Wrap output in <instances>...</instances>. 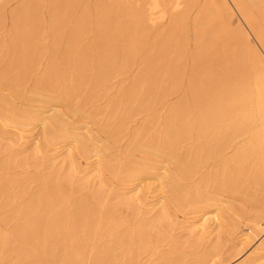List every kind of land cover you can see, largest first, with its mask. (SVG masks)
<instances>
[{
	"label": "bare ground",
	"instance_id": "1",
	"mask_svg": "<svg viewBox=\"0 0 264 264\" xmlns=\"http://www.w3.org/2000/svg\"><path fill=\"white\" fill-rule=\"evenodd\" d=\"M14 1L0 0V81L11 97L31 82L40 101L70 112L108 99L87 118L107 114L113 143L129 136L177 171L162 178L157 213L147 184L130 196L146 163L99 162L94 186L76 154L62 172L41 171L50 146L67 140L57 123H69L43 117L30 156L23 140L43 113L15 114L0 90V264H221L250 247L236 264H264V0H17L9 11ZM221 192L254 206L225 208ZM210 206L201 232L181 221Z\"/></svg>",
	"mask_w": 264,
	"mask_h": 264
},
{
	"label": "rangeland",
	"instance_id": "2",
	"mask_svg": "<svg viewBox=\"0 0 264 264\" xmlns=\"http://www.w3.org/2000/svg\"><path fill=\"white\" fill-rule=\"evenodd\" d=\"M85 3H91V6L94 5V1L95 0H83ZM18 3L17 0H15L13 3L11 2V5L9 4V7H8V10L11 11V9L15 8V5L18 6ZM14 4V5H13ZM12 6V7H10ZM16 6V7H17ZM45 16H47V13L45 11ZM167 21V22H166ZM236 21H237V17H236ZM168 24V18H165L163 20V22L159 25L156 26V28H158V30L162 27H166ZM10 28V27H9ZM10 30V29H9ZM156 30V31H158ZM255 43V41H253ZM44 61H47V56H45V59ZM2 81H0V90H4V94L7 95L8 98H10L9 100L13 103V106L11 107L13 112L16 114L17 113H20L21 111H25L27 109L30 108V110H27V111H33L37 114L39 113H46V114H40L37 116V121L34 122V124L28 129V132L26 134V137L25 139L23 140V146L22 148L25 149L26 151V154L30 155L35 153L37 148H38V145L40 143L43 144V141L41 138V135L40 132H41V129L43 131V123L41 122L42 118L43 117H52L57 113L58 115H60L61 117L60 118H64L66 119V122L69 123V125L67 126H64L61 123H57L58 126H62L61 127V130L59 131V135L60 137H62L63 139H67L66 140V144L63 143V144H58L57 146L53 147L50 146V153L49 154H53L55 157L54 159L52 160H49L47 163H44V166L42 168H40L41 171H44V172H62L65 170L66 168V165H67V160L69 159V157L73 154V155H78V158H80V161H82V165H83V168H88V171H87V174H89L91 177L92 176H95V177H92L90 178L89 180V183L91 186H94L97 184V181H98V173L96 171L99 170L100 168V164H102V166H104L106 169L108 168V165L107 164H113L114 162L118 161V160H124L126 162H134V164H138V165H144V163L147 164V168H146V171H149V172H146L143 173V175L141 176L140 179L142 180H139L137 182V184H135L134 188H136L132 193H130V196H134L138 191L142 190V188H145V184H147L146 187H151L152 191H153V195L155 194V200L153 202V206H154V213H157L159 211V208L160 206L162 205V203L166 202L165 200H167V194L164 190H161V185H162V178L163 176L167 173V176L169 179H171L173 177V175L176 173L177 171V165L176 163L168 160L167 158H164L160 155H155V154H152L148 151H145L143 147L141 146H132L131 145V141H130V137L129 136H124L123 139H121L118 143H113V140L111 139V132H112V129H113V125L112 122H111V119H109L107 117V114H104L102 115L103 116V120L102 122H100V124H94L91 122L90 119L87 118V115L88 113H90L92 111V109H94V107H97L98 108L100 107L102 110L103 109H106L108 108V106L110 105V101L108 99H106L105 101L99 103V104H96V105H93V104H86L83 102L79 103V104H76L73 108V111L70 112L68 111V109L62 105V104H57L56 102H44V101H40L39 97H38V93H37V97H35L34 95V92H32L33 88H30L32 87V83H27L25 84L24 86H22V88H20V92L21 93L20 95H16L15 98L11 97V91L9 89L6 88V86H4V82L1 83ZM30 84V85H28ZM2 87V88H1ZM4 88V89H3ZM8 90L6 92V90ZM23 89V91H22ZM27 90V92H26ZM30 90H32L30 92ZM115 91H111V93L113 92V94L116 93V89H114ZM22 91V92H21ZM10 93V94H9ZM28 93V94H27ZM10 95V96H9ZM23 95V96H22ZM28 95V96H27ZM19 97V98H18ZM31 97V98H29ZM21 98V99H20ZM34 98L35 101L33 100ZM14 99V100H13ZM19 99V100H18ZM27 99V100H26ZM31 99V100H30ZM29 100V101H28ZM175 100V99H173ZM18 101V102H17ZM25 101V102H24ZM27 102H28V106L27 105ZM36 102V103H35ZM43 103V104H41ZM83 103V104H82ZM23 104V105H22ZM33 104V105H32ZM35 104V105H34ZM85 104V105H84ZM25 105V106H24ZM50 105V106H49ZM82 105L86 106V107H83ZM16 109H15V107ZM21 106V107H20ZM33 106V107H32ZM36 106V108H35ZM42 106V107H41ZM61 109H60V107ZM89 106V107H88ZM27 107V109H26ZM45 109H44V108ZM48 107V108H47ZM55 107V109H54ZM81 107H83L81 109ZM20 109L19 111L17 110ZM51 108V109H50ZM57 108V109H56ZM59 108V109H58ZM66 110H62V109H65ZM85 108H88V109H85ZM49 109V110H48ZM55 111H53V110ZM76 109V110H75ZM80 112H79V110ZM16 110V111H14ZM45 110V111H44ZM84 110H86L84 112ZM64 111V112H63ZM39 112V113H38ZM69 112V113H68ZM78 112V113H77ZM82 112V113H81ZM49 113V114H48ZM51 113V114H50ZM68 115V118H67V115ZM83 114V115H82ZM74 115V116H73ZM71 116V117H70ZM39 118V119H38ZM70 118V119H69ZM72 118V119H71ZM72 120V122H71ZM40 121V122H39ZM76 123H75V122ZM89 123H88V122ZM61 124V125H60ZM80 124V125H79ZM109 124V125H108ZM40 125V126H39ZM42 125V126H41ZM76 125V126H75ZM103 126H106L105 128ZM35 127V128H34ZM41 127V128H39ZM74 128V129H73ZM90 128V129H89ZM93 128V129H92ZM100 128V129H99ZM102 128V130H101ZM37 129V130H36ZM63 129V131H62ZM81 129V130H80ZM108 129V130H107ZM111 129V131H110ZM33 130V131H32ZM76 130V131H75ZM78 130V131H77ZM95 130V131H94ZM38 131V132H37ZM71 131V132H70ZM80 131V132H79ZM105 131V132H104ZM34 132V133H33ZM42 133V132H41ZM36 136L39 135V136ZM71 134V135H69ZM89 134V135H88ZM107 134L109 137H107ZM29 135V136H27ZM34 135V137L32 136ZM68 135V136H67ZM77 135H83V136H87V138L91 137V139L89 138L90 141H85V140H81V141H77ZM29 137V138H28ZM35 138V139H33ZM72 138V139H71ZM109 138V139H107ZM101 139V140H100ZM29 142H28V141ZM32 140V141H31ZM39 141V142H38ZM70 141V142H69ZM85 141V143L83 142ZM25 142V143H24ZM28 142V143H27ZM37 142V143H36ZM75 142V143H73ZM108 142H110L108 144ZM69 143V144H68ZM38 144V145H36ZM108 144V145H107ZM115 144V146L113 145ZM127 144V145H126ZM66 145V146H65ZM69 145V146H68ZM27 146V147H26ZM37 146V148H36ZM68 146V147H67ZM76 146H79V148L77 147V149L75 148ZM112 146V147H111ZM82 147H83V152L85 153H81V150H82ZM34 148V149H33ZM36 148V149H35ZM113 148V149H112ZM72 149V150H71ZM109 149V150H108ZM130 149V150H129ZM85 150V151H84ZM97 150V151H96ZM31 151V152H30ZM54 151V152H53ZM58 151V153H57ZM127 151V153H126ZM75 152V153H74ZM105 152V153H104ZM133 153V154H131ZM71 154V155H70ZM82 154V155H80ZM128 154V155H126ZM97 155V156H96ZM137 155V156H136ZM91 156V157H90ZM136 156V157H135ZM158 156V158H157ZM160 156V157H159ZM102 157V158H101ZM139 157V158H137ZM32 157L29 158V163L33 165L34 163V158ZM82 158V160H81ZM99 159V161H98ZM116 159V160H115ZM153 159V160H152ZM94 160V162H93ZM150 160V161H149ZM109 161V162H108ZM160 161V162H158ZM100 162V164H99ZM158 163V165H157ZM32 165L30 166V170L28 171V175L29 176V181H27V185H31L34 187V189L37 188V186L39 185V182L37 181H32V178L33 176H35V174L38 173V169H34V165L32 167ZM159 165H162L159 166ZM52 166V167H51ZM168 166V167H167ZM167 167V168H166ZM33 168V169H32ZM162 168V169H161ZM169 168V169H168ZM148 169H151V170H148ZM61 170V171H59ZM153 170V171H152ZM34 174H33V173ZM96 172V173H95ZM158 172V173H157ZM161 172V173H160ZM174 172V173H173ZM164 173V174H163ZM95 174V175H94ZM149 174V175H147ZM157 174V175H156ZM1 176H3V173L0 174ZM0 176V178H1ZM148 176V177H147ZM158 176V177H157ZM162 176V177H161ZM148 179H146V178ZM92 179V180H91ZM146 180V181H144ZM85 181V180H84ZM96 181V182H95ZM117 180H115L116 182ZM144 181V182H143ZM95 182V183H94ZM118 182V181H117ZM116 182V183H117ZM141 182V183H140ZM146 182V183H145ZM30 183V184H29ZM119 183V182H118ZM150 183V184H149ZM152 183V184H151ZM137 185L141 186L142 187L140 188V186L137 188ZM144 185V186H143ZM154 186V187H153ZM252 186L249 187V190H251ZM161 190V191H160ZM159 191V192H158ZM1 194V193H0ZM134 194V195H133ZM223 195V196H222ZM225 195V196H224ZM158 196V197H157ZM166 196V198L164 197ZM222 197V198H221ZM157 198V199H156ZM222 203V205L225 207V208H230L231 206L234 207V210L236 209V211H239V210H242L243 208H245L246 206L247 207H253L254 204H252L251 202H249L248 199H246V197L242 196V195H229L227 193H223L221 192L219 194V197H218ZM224 201V202H223ZM225 203V204H224ZM245 206V207H244ZM159 207V208H158ZM208 209V211H207ZM205 211L202 210V212H198L197 213H193V214H190L189 215V219H186V217H183L181 216V221H187L188 223L186 224L187 226L191 227L192 229H196L197 227V231L201 232V226L203 225V222L205 221L204 218L202 217L204 213H207L208 212V215L207 217L208 218H211L214 213H215V206H210L208 207ZM211 209H213L212 211H210ZM199 215V217H198ZM195 216V217H194ZM192 217V218H191ZM186 219V220H185ZM192 219V220H191ZM190 221H193V222H190ZM193 224V225H192ZM198 225V226H197ZM195 227V228H194ZM215 232H214V231ZM207 234V236H206ZM205 234V237H206V240H213L215 237H216V229L214 227V225L212 226V230L208 233ZM238 250V249H237ZM239 250H241V246L239 247ZM251 247L248 248V250H246L243 254H242V258L243 259L244 257H246L250 252H251ZM244 256V257H243ZM240 259V260H241ZM240 260H238L237 262L235 261H232V260H229L224 262V263H221V264H236L238 263Z\"/></svg>",
	"mask_w": 264,
	"mask_h": 264
}]
</instances>
